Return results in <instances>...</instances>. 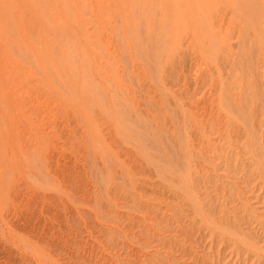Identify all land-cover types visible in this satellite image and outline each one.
Returning a JSON list of instances; mask_svg holds the SVG:
<instances>
[{
  "label": "rangeland",
  "instance_id": "rangeland-1",
  "mask_svg": "<svg viewBox=\"0 0 264 264\" xmlns=\"http://www.w3.org/2000/svg\"><path fill=\"white\" fill-rule=\"evenodd\" d=\"M0 264H264V0H0Z\"/></svg>",
  "mask_w": 264,
  "mask_h": 264
}]
</instances>
